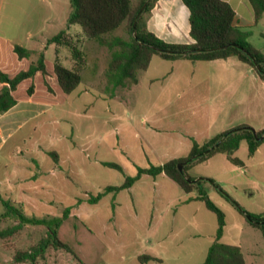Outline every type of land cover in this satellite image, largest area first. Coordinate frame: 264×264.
<instances>
[{
    "label": "rangeland",
    "instance_id": "rangeland-1",
    "mask_svg": "<svg viewBox=\"0 0 264 264\" xmlns=\"http://www.w3.org/2000/svg\"><path fill=\"white\" fill-rule=\"evenodd\" d=\"M47 1H51L54 21L40 27L38 35L44 38L68 32L67 41L84 54L85 69L77 88L58 101L50 113L55 122L53 140L49 143L47 138V144L53 145L58 155V162L53 159V176H63V182L54 180L47 210H39L43 204L39 202L35 205L22 200L14 204L13 209L29 220L25 225H19L4 210L0 231L19 228L11 237L0 238V264H202L215 240L217 217L202 202L179 204L188 194L172 181L177 194L169 189L159 195L163 185H157L156 194L152 193L150 177L135 182L131 191L122 190L116 197L115 193L107 194L96 204L88 200L106 187L121 185L125 177L136 174L137 168L161 165L171 157L186 158L193 143L198 144L231 122L262 131L264 90L251 86L243 77L235 92L231 88L229 93L220 94L222 86L213 80L220 79L221 73L213 63L166 60L158 55L152 56L147 69L136 72V84L127 82L125 87L115 88L107 74L116 48L109 50L82 37L79 26L66 22L72 11L70 0ZM114 37L129 40L125 25L107 39ZM255 37L254 44L262 42ZM29 44L36 50L41 48L37 41ZM45 51L49 63L57 59L66 68L72 65L69 48L52 44ZM230 60L237 62L233 57ZM233 97L240 100V105L229 109ZM214 100L218 101L215 105ZM213 107L215 114L218 108L223 111L207 127L206 114ZM225 110L234 119L227 122ZM142 117H147L145 129ZM24 135L23 131L20 138ZM233 156L243 165L235 172L223 155L215 154L208 162L192 165L187 174L216 181L218 190L207 181L198 186L210 192L209 199L223 214L220 242L240 247L246 264H264V230L247 223L218 193L247 213L264 215V145L254 157H248L246 143L242 142ZM97 161L115 163L122 171L103 167ZM68 208L69 215L63 219ZM58 220L57 238L70 252L52 243L40 248L48 238V228H54ZM23 254L32 258L20 259ZM144 255L160 261L141 263Z\"/></svg>",
    "mask_w": 264,
    "mask_h": 264
},
{
    "label": "trees",
    "instance_id": "trees-1",
    "mask_svg": "<svg viewBox=\"0 0 264 264\" xmlns=\"http://www.w3.org/2000/svg\"><path fill=\"white\" fill-rule=\"evenodd\" d=\"M156 1L70 0L72 11L68 18V24L79 26L86 39L93 40L98 45L104 46L109 50L116 48L112 51L107 74L109 81L115 88L125 87L128 83L136 84V72L147 69L153 55H158L166 60L187 59L192 62L225 60L229 57H235L239 62L250 66L256 75L264 80V74L258 72L254 65L255 62L264 72V54L250 45L248 42L250 34L248 32H244L234 26V11L226 2L221 0H181L189 11V35L193 43L168 44L148 31L146 26V18L150 14ZM251 1L255 11V19H258L264 13V0ZM140 10L142 11L138 15ZM123 25H125L129 35L128 41L118 37L111 38V40L107 39L110 34L120 29ZM66 35L67 33L65 31H61L49 39L47 43L63 45L69 48L72 65L66 68L57 59L53 65L54 75L59 88L64 95H69L81 82V73L85 69V57L79 48H76L67 41ZM224 46H227V48L223 50L210 52L196 51L199 49H213ZM156 49L169 50L177 53H163L156 51ZM14 52L20 59L28 58L29 56V52L18 45L14 46ZM37 71L45 73L44 57L42 54L35 64L30 65L28 70L18 73L13 78H9L7 75L0 73V82L6 84L0 90V112H4L15 105L16 101L12 97L11 92L16 89L21 81L32 78ZM27 92H32V86L28 88ZM248 128L242 126L228 131L229 134L227 137L214 150L206 155L194 158L191 162L187 163L182 172L178 170L177 166L179 163L187 162L193 156L209 149L228 132L222 133L201 145L193 143L191 152L186 158L169 160L161 165H150L147 168H137L134 176L125 177L124 182L119 186L106 187L103 192L90 198L88 203L96 204L108 193L128 189L142 176L155 178L160 174H164L184 193L196 192V197L193 200L201 201L217 217L215 240L209 247L202 264H246L240 247L219 242L223 235L225 225L224 217L222 212L209 199L207 193L202 191L198 186L201 182H206V179H201L196 183H190L188 180L192 181L194 178H191L187 172L195 163H202L215 154H224L233 165L242 166V161L233 156L241 142H246L249 157L253 156L258 146L264 142V130L256 131L257 137L263 136L261 141H257ZM103 165L119 172L122 171L121 167L114 163H105ZM210 181L215 183L213 180ZM210 187L215 189L211 185ZM218 193L243 215L247 223L264 230V225H257L247 220V217H249L252 221L264 222V215L247 213L237 207L222 193ZM6 211L18 220L19 225H25L29 221L22 214L17 213L12 207ZM69 212V208L66 209L62 214V218L66 219ZM31 224L35 223L31 222ZM60 224L61 221L58 220L54 224V228H48V238L41 243V249H44L52 243L54 247H61L70 252L69 248L57 238V231ZM18 228L19 226L0 231V238L5 239L11 237ZM141 257V263L159 261L148 255ZM19 258L25 260L31 259L32 256L30 254H23Z\"/></svg>",
    "mask_w": 264,
    "mask_h": 264
},
{
    "label": "crops",
    "instance_id": "crops-1",
    "mask_svg": "<svg viewBox=\"0 0 264 264\" xmlns=\"http://www.w3.org/2000/svg\"><path fill=\"white\" fill-rule=\"evenodd\" d=\"M221 1L226 2L234 11V26L244 32H248L250 34L248 37L250 45L264 54V13L260 15L258 19H255V11L251 0ZM53 21L51 1L0 0V73L7 75L9 78H13L18 73L28 70L31 64H35L41 54L44 57L45 67V73L37 71L32 78L21 81L16 89L11 92L12 97L16 101L15 105L4 112H0V216L4 214V210H10L11 207L14 208V204L22 200H28L29 203L35 205L37 204L36 202L43 203L40 205L39 210H47V199L53 193L54 180H60L62 183L64 179L63 176H53V159L55 158L58 162V155L54 152L52 148L53 145H49L53 140L52 125L53 122H55V120H53L55 117L50 113H52L54 105L67 95L62 93L57 84L53 71L54 63H49L50 61L46 60L44 56L45 50H47L50 45L54 44L47 43L53 36L43 38L42 34L41 36L38 35L44 25L51 24ZM66 22H68V19ZM146 26L148 31L165 43H193L189 35V11L181 0H157L146 18ZM40 27L41 29H39ZM255 31L257 33H255ZM254 36H256L255 38H257L259 42H262L257 43V45L254 44L252 42ZM31 41H37L41 48L36 50L30 47L29 43H31ZM15 45L26 49L29 52L28 58L20 59L14 52ZM231 58L232 57L225 60L201 61L213 63L221 73L220 79L213 80L215 83L217 82L222 86L220 94L224 92L229 93L231 88H233L235 92L236 87L238 88L243 82V77L251 82V86H258L264 90V80L260 79L250 66L239 62L235 57L233 58H235L237 62H233L230 60ZM244 65L249 68L246 70ZM228 68L231 72H229ZM3 86H6V84L0 82V90ZM30 86H32V92L28 93L27 90ZM217 102L218 101H215L213 105ZM238 105H240V100L233 97L231 105L227 106L231 109V107L235 108ZM214 110L215 108L213 107L208 110L209 113L206 114L205 121L207 127L212 124L215 115L223 111V108H218L217 110L219 111L216 112V114L213 112ZM224 113V116H227V122H229L231 118L234 119V117L230 115L231 112L229 110H225ZM146 118L147 117H142V124L145 125L143 129L148 127L146 125ZM227 126L228 127L224 128L219 127L212 135L198 142V144L201 145L222 133L235 130L245 125L241 123L235 125L231 122ZM260 130H264V127ZM23 131L25 135L20 138V134ZM47 138L49 139L48 144ZM263 145L264 142L258 146L251 157H254ZM191 149L192 145L188 155ZM221 155L225 157L226 162L229 163L231 167L235 168L232 172L241 168V166L233 165L228 161L224 154ZM213 156L203 163L208 162ZM173 159H180V157H171L169 160ZM47 160L49 165H47ZM95 162L94 165H96ZM97 162L103 167H106L103 165L105 163H112L106 161ZM55 166H60V164L56 163ZM197 176L196 178H201L199 176L202 175ZM148 178H150V176H142L137 182ZM151 179H153L152 193L154 191L156 194L157 191L154 189L157 185H163L162 189L158 190L159 195H161L164 190L169 191V189H174L171 184L172 180L164 174H160L155 178L151 177ZM134 185L135 183L124 191H131ZM175 191L174 189V192ZM119 192L111 193H115L114 196L116 197ZM175 193L177 194V192ZM209 194L210 192L207 193L208 196ZM195 197L196 192L189 193L188 197L181 200L179 204L190 205L195 202H201L193 200ZM117 205H119V203L116 202L115 207H117ZM113 207V210H117ZM148 256L160 261L158 257L152 255Z\"/></svg>",
    "mask_w": 264,
    "mask_h": 264
},
{
    "label": "water",
    "instance_id": "water-1",
    "mask_svg": "<svg viewBox=\"0 0 264 264\" xmlns=\"http://www.w3.org/2000/svg\"><path fill=\"white\" fill-rule=\"evenodd\" d=\"M147 1H149V0H147ZM147 3V2H146ZM145 5V4H144ZM144 7V6H143ZM141 11L142 10H140L139 11V13H138V15L141 13ZM235 47H237V46H235ZM227 48V46H224V47H218V48H213V49H199V50H196V51H199V52H204V51H206V52H210V51H216V50H223V49H226ZM156 51H158V52H163V53H169V54H173V53H177V52H172V51H169V50H162V49H156ZM179 53V52H178ZM254 65H255V67H256V69L258 70V72H260V73H263L264 74V72L261 70V68L254 62ZM251 132H252V134H253V136L255 137V139L257 140V141H261L262 139H263V136H261V137H257L256 136V131L254 130V129H251V128H248ZM229 134V132L227 133V134H224L223 135V137L215 144V145H213V146H211L209 149H207V150H205L204 152H202V153H200V154H198V155H195V156H193L192 158H190L187 162H183V163H179L178 164V170L180 171V172H182V167L184 166V164H186V163H189V162H191L194 158H196V157H199V156H202V155H206V154H208L209 152H211L212 150H214L226 137H227V135ZM199 180H201V178H198V179H194V180H192V181H190V180H188L190 183H196L197 181H199ZM206 181L211 185V186H213L214 188H216L217 190H218V187H217V185L214 183V182H212V181H210L209 179H206ZM247 220L248 221H250L251 223H254V224H257V225H264V222H256V221H252L249 217H247Z\"/></svg>",
    "mask_w": 264,
    "mask_h": 264
}]
</instances>
